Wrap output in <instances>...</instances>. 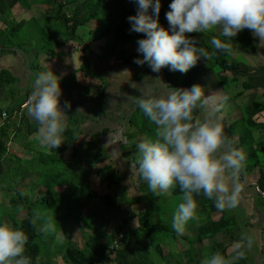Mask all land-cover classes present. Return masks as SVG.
Masks as SVG:
<instances>
[{
  "label": "crops",
  "instance_id": "obj_1",
  "mask_svg": "<svg viewBox=\"0 0 264 264\" xmlns=\"http://www.w3.org/2000/svg\"><path fill=\"white\" fill-rule=\"evenodd\" d=\"M22 2L24 0H2L0 3V35H3L4 40V43L0 42V174L8 172L9 168L21 166L26 175L22 181L23 189L44 191L45 183L40 182L43 174L60 171L64 166L65 170L73 174L81 171L85 175L89 171L92 175H97L99 167H103L108 174H115L119 178L118 183L107 185L110 192L106 195L112 205H116V200L122 202L119 207L120 214L124 217L118 225L124 222L126 214H134L137 216L133 219L132 226L137 230L136 222L139 226L140 217L148 208L150 217L155 221L161 222L156 214L160 211V217L166 215L164 219L171 225L177 197H181L179 186H176V192L172 189L167 194L157 196L139 174H132L129 166L136 159L137 142L155 136L139 133L136 134L137 139H131L130 134L137 129L130 124L129 118L138 108L135 99L140 95L138 88H133L132 83L143 86L147 82L145 88L150 94H166L172 87L168 85L164 75L153 72L147 64L141 66L135 63L137 56L124 54L120 59L116 55L106 54L107 40L97 38L93 30H90L91 38L81 39L80 43L76 41V36L68 34L66 37L59 30L49 29V39L57 43L53 48L54 52L51 53L50 49L44 51L42 45L47 43L45 39L41 37L43 44L36 43L43 28L32 32L21 31L28 23H39L45 18L54 27L53 22L57 21V17L53 13H60L61 9L58 4L49 0L30 4L24 2V6ZM70 10L71 6H67L66 13L70 14ZM58 20L63 22L60 17ZM214 32V36L225 39L219 36L218 30ZM205 36L210 37L208 34ZM235 38H239V42L230 54L238 59L241 56L242 60L237 62L240 74L222 87L217 82L219 74L217 75L214 67L209 69L211 71L204 72L198 84L206 87L207 95L215 93L219 98L228 97L223 110L225 129L236 146L243 148L247 154L245 169L241 174L245 189L243 199L240 207L229 213L216 209L213 201L210 205L212 208H207L203 203L206 197L197 196L201 220L193 225L196 231L188 225L184 234L173 236L174 240H167L166 254L171 255L169 264H188L186 255L190 248L198 253L199 244L204 245L206 242L199 240L200 226L209 218L215 221L228 219L225 223L227 230L215 236V239H220L216 241L228 245V255L235 254L234 246L241 239V232L247 230L254 235L255 243L247 252L243 264H264V200L257 191V186H261L259 180L262 170L264 173V49L256 46L258 38L249 29H244ZM40 47L43 51L39 50ZM84 58L89 63V74L82 69ZM50 68L62 78V106L65 101L71 103L67 123L82 115L87 117L81 126L82 133L77 135V143H84L83 151L77 156L74 155L75 145L69 143L70 138L65 134L66 141L62 145H66V149L63 151L61 148L42 147L37 139L38 130H33L36 121L29 117L25 107L33 90L35 73ZM102 90L107 96L105 113H101L89 99V96L96 97ZM253 102L259 103L263 110L251 119H244L243 109ZM4 112L7 117L3 116ZM195 115L203 120L206 114L196 110ZM91 141H96L97 144L92 147L88 144ZM131 142L133 145L129 146ZM95 153L103 155L104 161L97 163ZM97 183L104 185L100 177ZM147 197L149 203L146 201ZM114 228H111V232ZM77 229V234L87 231L85 225L77 226ZM59 233H64L67 237L63 229L56 234L57 239ZM192 235L197 237L194 239L199 244L194 245ZM178 238L183 241L179 240L177 251L174 247Z\"/></svg>",
  "mask_w": 264,
  "mask_h": 264
},
{
  "label": "clouds",
  "instance_id": "obj_2",
  "mask_svg": "<svg viewBox=\"0 0 264 264\" xmlns=\"http://www.w3.org/2000/svg\"><path fill=\"white\" fill-rule=\"evenodd\" d=\"M134 2L137 12L128 17L130 31L145 34L137 41L142 58H136L135 63L147 64L155 73L165 67L187 73L202 58L209 61L210 52L189 35L193 32L218 30L225 39L212 36L210 44L215 51L230 54V40L249 29L258 38L256 46L264 49V0H172L166 13L169 27L160 22L163 0ZM146 83L140 86L133 82L132 87L140 92L136 106L155 125V136L137 142L136 159L129 166L157 196L179 186L181 202L172 215L171 226L182 235L190 222L200 220L197 196L213 201L222 212L231 213L240 207L245 190L241 174L247 154L226 132L223 110L228 97L207 95L201 84L172 87L166 94L153 95L146 91ZM32 88L25 107L38 124L37 139L42 147L59 148L66 141L71 108L70 102L61 103L62 78L52 68L38 71ZM196 110L206 114L203 120L195 115ZM31 223L44 234L58 231L56 217L47 212L36 210ZM28 240L20 227L0 220V264H33L25 255ZM254 243V235L244 230L234 246L235 254L226 256L215 251L205 254L200 264H238Z\"/></svg>",
  "mask_w": 264,
  "mask_h": 264
},
{
  "label": "trees",
  "instance_id": "obj_3",
  "mask_svg": "<svg viewBox=\"0 0 264 264\" xmlns=\"http://www.w3.org/2000/svg\"><path fill=\"white\" fill-rule=\"evenodd\" d=\"M2 0H0V3ZM49 2L53 4H58V8L60 11V18L67 25L68 31L70 32L69 36L78 37L76 32L79 27L85 26L91 21L98 19L101 14L106 11L107 17L106 21L99 27V38H108L106 43V54L116 55L118 58L122 59L124 57V51L117 50L118 43L128 44L132 41H138L141 38H144V33H137L130 31L131 24L128 20V17L136 14L137 6H129L127 4V0H49ZM172 0H163V6L160 13V22L164 27H169L168 21L166 19V13L170 10L169 5ZM71 6L70 14L66 13V7ZM190 36L197 38L198 42L208 49L210 52V59L207 61L206 59L200 60L196 66H194L191 70L184 74V77L178 76V71H171L168 67L163 68L160 72L164 75V78L170 87L175 88H188L194 84H198L199 79L203 76L204 72L208 69H213L214 65L218 66L220 69L217 72L222 73V78H219L218 75V83L225 87L226 84L237 77L240 74L241 69L240 65L237 62H233L229 60L228 55L224 51H215L210 44L209 40L205 36V34L201 32H193L189 33ZM114 38V39H113ZM114 40L112 43L111 41ZM118 42V43H117ZM239 42V38H232L230 41L233 51L235 44ZM54 52L53 49L51 53ZM82 69L89 74V63L86 58H84V62L82 64ZM229 74V75H228ZM90 101L93 102L94 106L100 110L101 113H105L104 105L107 101V96L104 90H102L96 97L89 96ZM246 109H243L244 119H251L255 114L262 111L263 109L257 102L250 103L247 105ZM87 117L82 115L72 120V122L67 123L65 135L69 136L70 144L75 145L74 155L77 156L81 151H83L84 143H77V135L82 133L81 126L85 122ZM129 122L132 126H135L137 131L135 133H131V139H137L139 133H145L148 135L155 134V125L152 124L146 116L143 115L142 111L137 108V110L130 116ZM33 130H38L37 122L33 125ZM78 144V145H77ZM94 147L97 142L91 141L88 143ZM133 145V142L129 144ZM127 146V147H129ZM61 151L66 149V145H61ZM100 153H95L94 158L97 163L104 161V157H102ZM257 157V156H256ZM63 165V164H62ZM18 169V167H15ZM63 169L60 171L56 170L53 173H47L42 175L41 183H45V194L41 196V202H47L48 207H56L57 199H56V191L55 184L60 176L65 173H69V178L71 181L74 180L73 173L68 170ZM11 169L9 168L8 172H4L0 174V185L4 182V179L7 174L11 173ZM98 176L100 177V181L103 184L108 186H112L113 184L118 183L119 178L115 174L107 173V170L103 167H99L97 170ZM21 177L26 178L25 174ZM21 181V183H22ZM260 185L264 188V173L262 170V176L260 178ZM2 190L0 186V196H2ZM17 190V189H16ZM14 190V188H9V196L7 198L10 200V205L22 209L27 207L28 194L23 196L19 191ZM176 192V187L174 188ZM178 192V191H177ZM18 193V195H17ZM33 197V196H32ZM108 198V197H107ZM38 199V198H37ZM209 202V203H208ZM207 208H212V201L205 198L203 202ZM28 216H19L24 217L16 222V226L20 227L24 230L28 236L29 240L25 247V255L31 257L33 264H40L39 257L41 254V247L38 242L39 237V228L38 226H34L31 223L32 214L31 212L27 213ZM137 215L129 214L125 217L124 222L120 225H117L113 231L109 234V239L104 241L103 237L97 234H89L85 235L86 240L83 247L79 244L71 243L65 248V257L68 264H109L115 259L117 264H140L136 259V254L141 251L143 237L149 239L151 242H154L158 234L166 232L170 238V236L177 237V233L172 229L169 222L166 221H155L152 217H150L149 208L141 215L140 217V225L137 228H133L132 222L133 219ZM228 219H223L222 221H215L211 218L207 219L201 226L199 232V240L203 241L206 239H214L216 235L221 232L227 230ZM121 230L124 231V239L122 245L119 249L109 250L110 244L116 238L118 232ZM106 232V231H105ZM140 232V233H139ZM141 237H138V236ZM160 242L156 245L157 251H161L162 258H164L163 251L161 248L162 239H159ZM167 242V241H166ZM156 248H153L155 250ZM213 252L221 251L226 256H228V245L224 242H215L212 245ZM212 252V253H213ZM152 251L146 246L144 250L145 257H151ZM187 259L189 260L188 264H200L201 255H199L194 248H190L187 251ZM246 257L239 260L241 264L244 263ZM163 260L151 259L146 264H159ZM43 264H54L52 261H47Z\"/></svg>",
  "mask_w": 264,
  "mask_h": 264
},
{
  "label": "rangeland",
  "instance_id": "obj_4",
  "mask_svg": "<svg viewBox=\"0 0 264 264\" xmlns=\"http://www.w3.org/2000/svg\"><path fill=\"white\" fill-rule=\"evenodd\" d=\"M34 1H39L40 3H42L43 0H24L25 4H30ZM24 2H22L23 6L25 5ZM127 4L129 6H136L134 0H127ZM59 14V11L53 13V16L57 17V21L53 22L54 27L51 26L52 22H49V20L45 18L39 23L35 21L28 23L27 26L21 31V33L29 30L31 32L33 30L39 31L42 30L41 28H43V31H40L41 36L39 38H36V43L43 44V41L41 40L42 37V39H45V41L47 42L45 45H42L44 46V51H47V49L52 50L53 48H55V44L57 43V41L54 42L53 40L49 39L50 37L48 35L51 34L49 29L53 28L59 30L61 31V34L65 33L66 37L68 36V34H70L68 29H66L64 23L58 20V18L60 17ZM106 17L107 12L104 11L98 19L91 21L89 25H86L83 28L81 27L78 31V39L76 41L81 43V41H79L81 39L89 40L91 38L90 30H93L94 35L98 38L100 32L99 27L106 21ZM214 31L215 30L209 32L208 35L210 37L214 36ZM210 37H207L209 42L211 39ZM105 39L108 40V38ZM113 41L114 40H112L111 43ZM41 47L39 48V50L43 51V48ZM137 48V41H132L128 44L118 43L117 46V50H123L124 54L127 56H137L139 58H142V54L137 51ZM228 58L233 62H238L239 59L242 60L241 56L238 59L232 54L228 55ZM201 60H203V58ZM214 67L218 72L220 68L215 65ZM207 71L211 70L207 69ZM177 74L178 76L183 78L185 73H181L178 71ZM219 78H222V73H219ZM18 167V169H11V173L6 175L4 182L0 185L1 188H3L1 193L2 196H0V220L7 221L16 226V222L21 218H24L19 216H28L27 213L29 212H31L33 216L36 210L47 212L56 217L58 221V231L55 234H44L39 230L38 242L41 247V254L39 257L40 264H43L47 261H52L54 262V264H68L65 257V248L68 245L74 243L79 244L81 247H83L86 240L85 235L89 234H97L103 237L104 241H107L109 239V234L111 233V228L116 227L120 222H122V217L124 216L120 214L121 208L119 207V204L122 202L116 200V205L111 204L106 196L110 192V190L108 189L109 187L106 184L101 185L97 183V179L99 178L98 175H92L89 171H86L85 175H83L84 173H81V171H79L78 174L75 173L73 175V178L75 180L71 181L68 177L69 173L62 174L60 176V179H58L55 184L57 205L56 207H48L47 202L40 201L41 196L45 194V190L39 191L38 189H35L31 191L23 189V185L21 183V177L24 176L23 169L21 166ZM12 187L14 188V190L17 189L16 191H19L22 196L23 194L27 195L30 193V195H27L29 197L28 200H26L27 207L22 209L23 211H21L19 208H16L15 206L10 205L11 203L7 196L10 195L8 189ZM111 191L112 194H114L113 190ZM148 199L149 197L146 198V201L149 203L150 200ZM176 201L177 205L181 202L179 196L177 197ZM156 214H158L159 220L165 221L164 218L166 217V215L163 214L162 217H160V211H157ZM126 216L127 214L125 215V217ZM198 223L199 222L192 221V223H189V226L192 227L194 231H196L193 225ZM75 224L77 226L85 225V227H87V231L82 232V234H77L78 229ZM105 228H109L108 231L105 232L103 230ZM63 229L64 232L67 233V237L64 233H59V238L57 239L56 234L58 232H61ZM193 234L195 235V233ZM69 235L71 236L69 237ZM138 237L141 236L139 235ZM168 237L169 235L166 232L158 234L154 242H151L146 237H143L141 251L136 254L135 259L140 264H146L148 261H151V259L163 260L159 264H169L168 260H171V255L166 254V241ZM160 238L162 239L161 248L164 258H162V254H160L161 251H157L156 248V245L158 244V242H160ZM194 238L196 239L197 237L194 236L191 238L193 243H195L194 245L199 244ZM174 239L175 238L171 235L168 240L171 241ZM216 239L219 238L216 237ZM216 239H206L204 245L199 244L200 246L198 254L201 255V258H203L205 254H212V245L217 242ZM179 240L183 241L181 238L175 240L177 244L175 245L174 249L177 251L179 250ZM146 246L149 248V250L152 251L150 258L143 255ZM153 248L156 249L153 250ZM239 263L241 264V261ZM109 264H117V261L114 259L112 263Z\"/></svg>",
  "mask_w": 264,
  "mask_h": 264
},
{
  "label": "built area",
  "instance_id": "obj_5",
  "mask_svg": "<svg viewBox=\"0 0 264 264\" xmlns=\"http://www.w3.org/2000/svg\"><path fill=\"white\" fill-rule=\"evenodd\" d=\"M26 103H25V105H26ZM3 116L7 117L8 115L6 112H4ZM257 191H258L259 195L262 197V199L264 200V188L262 186H257ZM123 239H124V231L121 230L120 232H118L114 241L110 244L109 250L119 249L122 245Z\"/></svg>",
  "mask_w": 264,
  "mask_h": 264
},
{
  "label": "water",
  "instance_id": "obj_6",
  "mask_svg": "<svg viewBox=\"0 0 264 264\" xmlns=\"http://www.w3.org/2000/svg\"><path fill=\"white\" fill-rule=\"evenodd\" d=\"M1 39H2V40H1ZM0 42H1V43H4L3 35H0Z\"/></svg>",
  "mask_w": 264,
  "mask_h": 264
}]
</instances>
